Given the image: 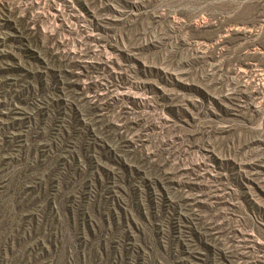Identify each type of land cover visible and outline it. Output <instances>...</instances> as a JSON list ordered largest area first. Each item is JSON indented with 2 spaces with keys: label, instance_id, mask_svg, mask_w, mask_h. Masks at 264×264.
Here are the masks:
<instances>
[{
  "label": "rangeland",
  "instance_id": "rangeland-1",
  "mask_svg": "<svg viewBox=\"0 0 264 264\" xmlns=\"http://www.w3.org/2000/svg\"><path fill=\"white\" fill-rule=\"evenodd\" d=\"M0 264H264V0H0Z\"/></svg>",
  "mask_w": 264,
  "mask_h": 264
},
{
  "label": "trees",
  "instance_id": "trees-1",
  "mask_svg": "<svg viewBox=\"0 0 264 264\" xmlns=\"http://www.w3.org/2000/svg\"><path fill=\"white\" fill-rule=\"evenodd\" d=\"M55 80H57L56 77H55L54 81ZM204 95H206V94H204ZM204 95H203V98H204V100L206 102L209 101V99H211L207 95H206L207 96V98H206ZM223 99H225V100L227 99L230 103L233 102L231 96H228L227 98H223ZM212 100H213V102H214L215 105L216 104L218 105V102L220 101L219 99H215V98H213ZM71 110L75 113V115L78 118L81 117L80 116V112L78 110H75L73 107L71 108ZM83 110H85V109H83ZM84 112H85L86 116H92L94 111L87 110V111H84ZM81 123H82V121H81ZM217 162H219V161H217ZM222 164H223L224 168L227 169L228 174L230 175V179H232V180H234L236 182L235 184H237L239 186V189L242 192L245 191L246 190L245 189L246 187L244 185V181L246 180V178H245V176H244V174L242 172H239L238 171V166L235 165V162L233 160H229L227 162H223ZM251 167L254 168L255 165H251ZM176 227H177V225L174 226L175 229H177ZM189 231H190L189 233H191L194 236L195 240L200 243V246L202 245L203 247H205L208 250V253H209L210 257L215 256L216 250L213 247V245L208 242L209 239L212 240V238H213L212 235L210 236V234H207V233L205 235L204 233H202L195 226H191L190 229H189ZM219 255H220V257H222V253L221 252H219Z\"/></svg>",
  "mask_w": 264,
  "mask_h": 264
}]
</instances>
